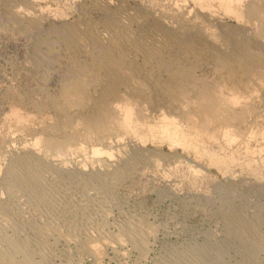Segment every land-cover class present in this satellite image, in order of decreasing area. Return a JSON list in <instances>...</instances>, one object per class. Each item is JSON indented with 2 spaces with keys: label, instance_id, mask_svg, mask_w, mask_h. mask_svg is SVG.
Returning <instances> with one entry per match:
<instances>
[{
  "label": "bare ground",
  "instance_id": "1",
  "mask_svg": "<svg viewBox=\"0 0 264 264\" xmlns=\"http://www.w3.org/2000/svg\"><path fill=\"white\" fill-rule=\"evenodd\" d=\"M73 1L83 13L94 15V18L81 26L68 25L64 21L63 30H58L57 36L60 34V39L71 43L78 39L77 46L90 56L91 62L65 83L62 106L53 104L54 109L60 111L59 120L53 125L44 124L40 129H32L23 144L25 152L12 155L5 174L10 197L4 204L0 203V264L38 262L33 260L36 251L24 246L32 237L20 229L23 217L29 218L24 221L25 228L30 223L35 225V239L41 238L45 230L55 228L70 240L75 227L81 228L79 239L94 255L101 253L109 241L129 240L143 247L144 233L150 229L149 225L142 232L137 223L121 225L115 222L120 225V232L113 234L110 230V234L107 223L103 222L110 210L108 205L107 210L108 202L103 195L112 193L113 182L121 179L137 162L158 163L159 155L155 158V154L144 152L147 149L139 144H144L150 135L157 136L158 141L168 140L171 147L175 144H194L195 147L197 140L203 138L204 143L210 144H206V148L211 146L208 148L209 159L214 164L224 163L226 157H218L216 149L226 147L228 150V146L222 147L238 142V137L243 136L239 127L248 121L252 102L264 96V63L252 60L236 47L241 36L246 34L264 50V0H260L262 6L255 10L246 0H189L191 9L207 19H218L215 17L218 12L236 18L238 31L223 40L203 28L190 34L188 31L193 22L185 14L182 20L145 14L133 4L130 6L131 0ZM177 1L174 2L176 5ZM0 4H4L7 15L14 19H33L46 7L40 0L16 4L0 0ZM245 6L250 7L249 10ZM237 40V45H232ZM167 53L176 57L186 55L190 59L204 53L216 55L221 74L209 84L188 79L180 68L179 59L163 64ZM157 72L165 73L167 79L163 82L152 80ZM151 92L154 93L153 102L150 101ZM15 110L14 119L10 118L23 126L25 115ZM260 136L264 139V126ZM125 138L137 148L124 157ZM85 148L92 151L89 160L85 155L84 159L77 157ZM230 156L233 161L234 154L230 153ZM4 210H9V214ZM14 211L20 214L17 219L12 217ZM8 227L12 229L9 235L6 233ZM66 228L71 231H64ZM37 252L42 256L41 263L45 264L47 251L41 248ZM21 254V261H17L15 256Z\"/></svg>",
  "mask_w": 264,
  "mask_h": 264
},
{
  "label": "rangeland",
  "instance_id": "2",
  "mask_svg": "<svg viewBox=\"0 0 264 264\" xmlns=\"http://www.w3.org/2000/svg\"><path fill=\"white\" fill-rule=\"evenodd\" d=\"M9 1L15 4L24 2V0ZM67 1L40 0V4L48 7H45L46 14L42 11L33 19L11 18L7 15L4 4H0V145L3 146V149H0V203L3 202L2 204L10 197L5 186V174L12 155L25 152L23 144L25 145L32 129L53 125L59 120L60 111L54 109L53 104L62 106L64 103L62 91L65 83L91 62L90 56L77 46L78 39H73L71 43L60 39V34L59 38L57 36L58 30H63L64 23L81 26L94 18V15L83 13L77 2ZM178 1L179 5L174 3L175 0H131L129 4L130 6L133 4V7H137L145 14L149 12L171 20H182L185 14L193 22L191 30L188 31L190 34L199 32L203 28L202 30H206L207 33L214 34L218 40H223L231 38V35H235L238 31L239 22L235 17L218 12L215 16L218 19L210 17L207 19L198 11L191 9L192 3L189 0ZM246 1L253 10L262 6L260 0ZM246 8L249 10L250 7ZM237 43L238 40L236 43L232 42V45L236 46ZM238 45L236 47H240V50L252 60L264 63V50L260 49L251 35L241 36ZM210 55L198 54L190 59L191 57L186 55L176 57L167 53L162 62L166 65L179 59L180 68L186 78L209 84L215 82L222 71L217 56ZM139 79L144 81L141 77ZM155 79L163 82L167 79V75L157 72L152 80ZM151 93L150 101L153 102L154 93ZM254 101L253 106L250 107L253 109H249L248 123L245 122L239 127L243 132L241 133L243 136L240 134L241 140L238 137V142L241 141L240 146L238 142L233 145L222 143L224 145L222 148L231 147L230 150L228 149L230 152L226 147L220 148L221 150L215 148L218 157H226L225 164L222 162L214 164L209 159L208 148L211 146L206 148V144L208 146L209 143H204L203 138L197 140L196 148L193 147L194 144H175L171 147L168 140L159 139L162 141L160 143L157 136L150 135L144 144H139V147L141 145L147 149L144 152L148 151L152 156L155 154V158L159 155L158 163L137 162L121 179L113 182L115 184L111 187L112 193L103 195L108 202L106 206L108 205L110 209L108 210L107 206L108 214L103 222L107 223V231L111 230L113 234L120 232V225L116 223L121 225L137 223L142 232L149 225L150 229L144 233L143 247L129 240H116L111 241L112 243L109 241L110 244L106 243L108 245L105 244V248L103 247V251L97 256L83 241H80L81 228H73L75 232L70 240L55 228L45 230V235L35 239L33 232L35 225L30 223L25 228L24 221L29 218L23 217V222L19 223L20 229L23 228L25 233L32 237L31 242H27L24 246L28 245L29 250L36 251L33 255L34 263L38 261L36 264H42V256L40 257L37 251L45 248L48 253L45 264H48L49 260L53 264H264V139L260 136L264 126V96ZM13 110L25 115L26 123H23V126L27 124L26 127L16 124L12 117ZM236 110L240 111V107L236 106ZM129 140L128 138L123 140V147L127 146L124 147L126 150H123L124 157L137 148ZM232 147H236V151L234 148L232 150ZM252 147L255 149L253 150ZM85 150L82 151L84 154L79 153L77 157L84 159L85 155V159L89 160L88 156L92 155V151L90 148ZM226 153H229L227 154L229 156ZM230 153L235 156L233 161ZM4 211L9 214V210ZM19 215L18 211H14L12 217L17 219ZM30 220L33 221L32 218ZM66 230L71 231L68 228L64 231ZM11 232L12 229L8 227L7 235ZM22 256L23 254L16 255L15 259L21 261Z\"/></svg>",
  "mask_w": 264,
  "mask_h": 264
}]
</instances>
